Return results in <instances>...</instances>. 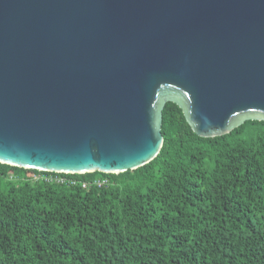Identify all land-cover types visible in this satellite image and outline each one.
Returning a JSON list of instances; mask_svg holds the SVG:
<instances>
[{"label":"water","instance_id":"95a60500","mask_svg":"<svg viewBox=\"0 0 264 264\" xmlns=\"http://www.w3.org/2000/svg\"><path fill=\"white\" fill-rule=\"evenodd\" d=\"M169 101L201 136L264 121V0H0V162L138 168Z\"/></svg>","mask_w":264,"mask_h":264},{"label":"trees","instance_id":"16d2710c","mask_svg":"<svg viewBox=\"0 0 264 264\" xmlns=\"http://www.w3.org/2000/svg\"><path fill=\"white\" fill-rule=\"evenodd\" d=\"M162 133L119 173L0 162V264H264V121L201 136L169 101Z\"/></svg>","mask_w":264,"mask_h":264},{"label":"built area","instance_id":"2783aa9c","mask_svg":"<svg viewBox=\"0 0 264 264\" xmlns=\"http://www.w3.org/2000/svg\"><path fill=\"white\" fill-rule=\"evenodd\" d=\"M37 178L40 177V176H36ZM46 179H48L49 181L50 180H56V181H64V180H67L65 177H61V176H54V175H46L45 176ZM73 180V179H70V181ZM92 184H96V185H104V184H107L108 181L107 179H98V180H94L93 182H91ZM91 183H87V182H83V186H90Z\"/></svg>","mask_w":264,"mask_h":264}]
</instances>
